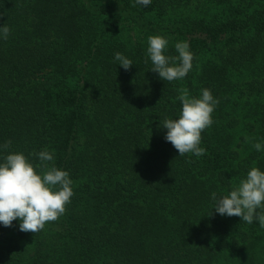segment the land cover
<instances>
[{
	"label": "trees",
	"instance_id": "16d2710c",
	"mask_svg": "<svg viewBox=\"0 0 264 264\" xmlns=\"http://www.w3.org/2000/svg\"><path fill=\"white\" fill-rule=\"evenodd\" d=\"M5 23L0 162L37 164L31 154L47 149L74 195L36 234L0 224V264H264V229L215 213L211 198L264 171V0H0ZM154 35L166 56L189 43L185 78L151 71ZM181 88L219 101L202 156L165 140Z\"/></svg>",
	"mask_w": 264,
	"mask_h": 264
},
{
	"label": "clouds",
	"instance_id": "9594fccd",
	"mask_svg": "<svg viewBox=\"0 0 264 264\" xmlns=\"http://www.w3.org/2000/svg\"><path fill=\"white\" fill-rule=\"evenodd\" d=\"M136 4L148 7L151 0H136ZM9 34L10 29L5 23L0 27V38L7 40ZM147 43V56L153 65L151 71L157 73L161 80L172 82L187 76L194 59L188 42L175 44L177 56L164 54L168 40L162 36H149ZM114 59L125 71L132 67V61L119 52L114 54ZM178 91L180 94L177 99L182 108L178 119H164L162 128L167 130L165 140L171 143L179 156L188 153L202 156L205 149L200 147L201 133L212 125V113L219 101L207 88L201 90L199 97H191L186 88ZM10 146L9 140L0 145V150L6 151ZM253 146L257 151L262 149L259 142ZM31 155L39 163H32L23 153L2 157L0 224L7 228L12 226L13 221L19 220L21 232L36 234L44 229L46 223L57 221L65 213L74 193L69 173L58 169L54 163L50 166V162L54 161V153L45 149ZM211 198L215 213L239 217L248 224L257 221L259 227L264 229V171L259 168H251L246 178L241 179L238 186L227 195L217 198L213 192Z\"/></svg>",
	"mask_w": 264,
	"mask_h": 264
}]
</instances>
